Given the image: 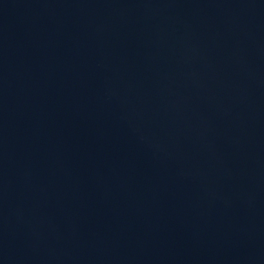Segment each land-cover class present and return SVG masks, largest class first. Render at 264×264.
I'll list each match as a JSON object with an SVG mask.
<instances>
[{"label":"water","instance_id":"1","mask_svg":"<svg viewBox=\"0 0 264 264\" xmlns=\"http://www.w3.org/2000/svg\"><path fill=\"white\" fill-rule=\"evenodd\" d=\"M0 264H264V0H0Z\"/></svg>","mask_w":264,"mask_h":264}]
</instances>
